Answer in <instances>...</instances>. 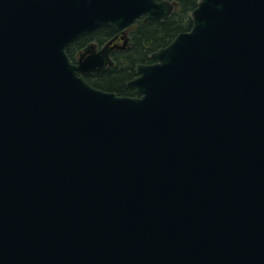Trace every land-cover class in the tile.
<instances>
[{
	"label": "water",
	"instance_id": "obj_1",
	"mask_svg": "<svg viewBox=\"0 0 264 264\" xmlns=\"http://www.w3.org/2000/svg\"><path fill=\"white\" fill-rule=\"evenodd\" d=\"M174 10L0 0V264H264V0H200L135 97L66 53Z\"/></svg>",
	"mask_w": 264,
	"mask_h": 264
},
{
	"label": "trees",
	"instance_id": "obj_2",
	"mask_svg": "<svg viewBox=\"0 0 264 264\" xmlns=\"http://www.w3.org/2000/svg\"><path fill=\"white\" fill-rule=\"evenodd\" d=\"M168 1L176 4V11L163 21L145 22L140 20L136 22L129 30L132 47L117 55L116 67L98 73L96 82L87 80L92 86L113 91L118 95H128L124 81L132 75L134 66L145 62L151 52L167 45L179 32L188 31L191 28L190 13L197 6L199 0ZM114 33L117 31L111 26L100 27L74 41L67 47V54L72 56V47H81L98 37L107 39Z\"/></svg>",
	"mask_w": 264,
	"mask_h": 264
},
{
	"label": "flooded vegetation",
	"instance_id": "obj_3",
	"mask_svg": "<svg viewBox=\"0 0 264 264\" xmlns=\"http://www.w3.org/2000/svg\"><path fill=\"white\" fill-rule=\"evenodd\" d=\"M126 32H127V30H126ZM109 43H110V45H109L108 48L112 47V49H110L108 51V54H109V58L113 62V64L112 65L107 64L106 66H104V67H102L100 69H95V70H91V71H87V72L82 73L81 75L85 79V81L90 80L92 82H96V80L98 78L97 77L98 73L104 72V71H106V70H108L110 68H114V67L117 66L116 65V63H117V61H116L117 55L120 54L121 52L127 51L129 48L132 47V43H131V38L129 36V32H127V35H125L124 31H117V33H114L110 38L105 39L104 37H98V38H96L93 41H89V42L85 43L81 47H76V48L72 47L71 48L72 56H70V54H68V56H69L70 60L74 64H79V59L82 56V54H84L82 59H85L91 53L92 54L93 53H95V54L99 53L101 51V49L105 45H107ZM91 46H92L93 50L90 53L85 54L86 50L88 48H90ZM152 62L153 61L151 60L150 55H149L148 59L145 62L138 63V64H136L134 66V71H133L132 75L129 77V79L124 81V86L128 90L127 91L128 95H126V96H131V97L137 96L135 91H134V89L132 87H128L127 86V84L137 76V74H136L137 65H139V64H150ZM98 89H100V88H98ZM101 90H103V89H101ZM104 91L113 92V91H108V90H104Z\"/></svg>",
	"mask_w": 264,
	"mask_h": 264
},
{
	"label": "rangeland",
	"instance_id": "obj_4",
	"mask_svg": "<svg viewBox=\"0 0 264 264\" xmlns=\"http://www.w3.org/2000/svg\"><path fill=\"white\" fill-rule=\"evenodd\" d=\"M130 30H131V28H129ZM127 30V32H129V30L128 29H126ZM126 30L124 31V33H125V35H127V32H126ZM75 41V40H74ZM73 41V42H74ZM73 42H71V43H73ZM71 61V60H70Z\"/></svg>",
	"mask_w": 264,
	"mask_h": 264
}]
</instances>
